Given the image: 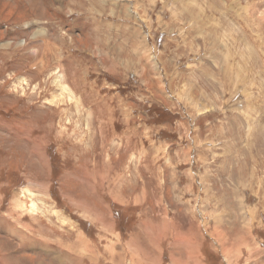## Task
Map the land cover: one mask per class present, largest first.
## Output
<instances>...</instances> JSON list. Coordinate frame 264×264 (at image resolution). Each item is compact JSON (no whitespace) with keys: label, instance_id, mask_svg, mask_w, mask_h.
<instances>
[{"label":"rangeland","instance_id":"374dc122","mask_svg":"<svg viewBox=\"0 0 264 264\" xmlns=\"http://www.w3.org/2000/svg\"><path fill=\"white\" fill-rule=\"evenodd\" d=\"M0 264H264V0H0Z\"/></svg>","mask_w":264,"mask_h":264},{"label":"bare ground","instance_id":"6f19581e","mask_svg":"<svg viewBox=\"0 0 264 264\" xmlns=\"http://www.w3.org/2000/svg\"><path fill=\"white\" fill-rule=\"evenodd\" d=\"M38 33V32H37ZM53 44V43H52ZM53 46V45H52ZM51 46V47H52ZM52 52H55V51H52ZM56 53V52H55ZM56 55V54H55ZM54 81H55V84L58 85V90L55 91V93L52 95L51 97V101H49L51 104L53 105H57L59 104L61 101L64 102L67 98L70 100V101H73L74 100V103H75V106L77 105L78 101L76 99V97L71 93V89L70 87L65 84L64 82V79H63V76L60 75L59 73H56L55 77H54ZM27 195V194H26ZM29 202V201H28ZM34 206H35V202L32 200L30 201L27 206L23 205H19L18 207L19 208H22L20 211L23 212V211H29V208L31 211L34 210ZM34 213V212H32ZM56 213V212H55ZM57 215V214H56ZM54 216V215H53ZM58 216V215H57ZM47 245V244H46Z\"/></svg>","mask_w":264,"mask_h":264}]
</instances>
